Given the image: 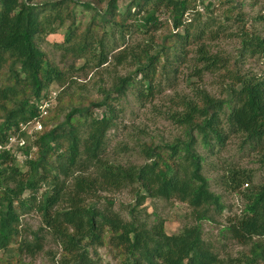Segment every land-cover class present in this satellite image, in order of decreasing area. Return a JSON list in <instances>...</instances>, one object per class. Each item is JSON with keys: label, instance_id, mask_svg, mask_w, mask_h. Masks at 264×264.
<instances>
[{"label": "trees", "instance_id": "obj_1", "mask_svg": "<svg viewBox=\"0 0 264 264\" xmlns=\"http://www.w3.org/2000/svg\"><path fill=\"white\" fill-rule=\"evenodd\" d=\"M214 6V0H127L124 6L120 0H0V139L18 134L35 118L42 121L32 138L26 130L19 133L25 145L0 152V264H26L24 256L42 251L48 234L62 246L60 264H101L97 251L105 243L122 255L119 264H256L264 259V180L244 189L245 206L229 226L232 237L252 242L256 253L224 259L205 241L203 221L225 207L204 174L199 150L215 153L232 136L264 149V76L230 69L223 97L200 87L193 97H182V110L170 114L184 136L140 141L142 164L107 157L109 131L119 126L129 96L139 104L153 101L162 90L159 81L171 79L168 65L179 62L191 42L218 33ZM82 11L92 12L86 23L80 20ZM165 11L174 30L156 40L153 32L167 24L160 15ZM238 14L241 55L264 58V36L246 28L247 19ZM50 34L62 40L47 49L43 43ZM135 34L152 38L140 46ZM198 52L207 67L219 63L203 45ZM119 66L130 68L121 73ZM88 69L111 78L99 86V96L77 88L82 99L73 101L64 87L55 115L40 117L39 102L48 89L82 86L69 74ZM260 163L264 169V156ZM225 175L226 187L233 190L253 179L235 168ZM123 189L135 196L126 214L101 194ZM149 197L185 202L192 222L168 233L163 220L150 222L142 213ZM32 212L42 225L28 232L22 217Z\"/></svg>", "mask_w": 264, "mask_h": 264}, {"label": "rangeland", "instance_id": "obj_2", "mask_svg": "<svg viewBox=\"0 0 264 264\" xmlns=\"http://www.w3.org/2000/svg\"><path fill=\"white\" fill-rule=\"evenodd\" d=\"M239 1L240 4L233 7L234 3L231 1L214 0L215 6L212 12L216 16L217 23L213 29L218 30V33L207 35L199 43L191 42L187 46L186 55L179 62L168 65L171 68L168 71L171 79L166 80L163 77L159 81L158 84L161 82L162 90L153 101L139 104L132 95L129 96L124 104L125 114L121 117L119 126L110 130L108 134L107 157L110 161L121 164H142L145 162V158L140 152V141L164 143L184 136L183 128L180 124L175 123L170 113L181 111L183 108L181 105L182 97H186V99L193 97L196 87L205 88L216 97H223L224 88L228 82L226 79L228 70L238 69L239 72L264 76L263 57L241 55L240 25L243 22L238 20V12L241 11V15L247 19L244 24L246 28L264 36V0ZM126 2L127 0H120L121 6H124ZM91 13V11H82L80 20L86 23ZM227 14L230 17H227ZM160 15L167 24L153 32V37H156V40H160L164 35L170 34V31L174 30L170 13L165 11ZM190 16L189 13L186 17ZM218 22L221 25H218ZM133 38L136 40L135 43L144 46L146 44L144 41L151 40L152 37L147 34H135ZM61 40L62 37L59 34H50L43 45L47 49H52V43ZM201 45L207 49L210 55L219 60L216 66L207 67V62L201 59V54L198 52ZM54 56L60 66L67 67L65 65L67 63L62 61L59 53H55ZM80 64L81 62H78L76 66ZM128 68L130 66H119L118 70L121 73H126ZM69 75L82 86L52 85L47 91V96H45L51 99L49 117L55 115L59 103L58 95L64 87L69 88L77 99L73 101H78L82 99V96L76 92L77 88L83 89V92L89 97L96 98L99 96V86L101 84L107 85L111 80L105 72L104 75L106 76L100 78L94 69L75 71ZM62 117V113L57 114V120H61ZM25 129L30 138L37 131L33 124H29ZM199 150L205 156L204 174L209 180L211 189L221 195L225 207L222 213L215 214L213 220L203 221L205 241L213 247L220 258L245 259L246 256H253V253H256L254 244L252 242L244 244L234 239L229 226L232 221L240 216L245 206L244 189L264 180V169L260 163L264 156V149H252L241 136H232L227 139L226 144L221 149H216L215 153H211L202 147H199ZM18 161H22V156H18ZM228 168L250 172L253 179L236 190L227 188L224 176H226L225 173ZM101 194L113 199L115 209L123 214H126L130 205L135 204V196L129 189L102 192ZM141 211L150 222H154L156 219L163 220L165 229L170 234L180 232L185 225L192 222L188 204L175 198L167 200L149 197L142 205ZM22 223L28 232L38 230L42 225L40 216L36 212L24 215ZM255 240H259V238H255ZM44 242V249L38 252L35 257L24 256L23 260L26 264H60L59 260L63 255L62 246L49 234ZM97 254L101 264H119L122 260V255L108 243L99 247ZM256 264H264V259H259Z\"/></svg>", "mask_w": 264, "mask_h": 264}, {"label": "built area", "instance_id": "obj_3", "mask_svg": "<svg viewBox=\"0 0 264 264\" xmlns=\"http://www.w3.org/2000/svg\"><path fill=\"white\" fill-rule=\"evenodd\" d=\"M55 94V92H53ZM40 107V117L47 115L49 112V109L51 107V99L49 97H43L39 102ZM33 124L34 127L37 130L42 129V121L39 118H35L32 121H30L28 124L23 125L22 128L19 130V133L23 130H26L25 128L29 125ZM13 134L10 137L6 138L5 140L0 139V152L8 149H14L16 148V145L23 146L26 143L25 137L21 136L20 134Z\"/></svg>", "mask_w": 264, "mask_h": 264}]
</instances>
